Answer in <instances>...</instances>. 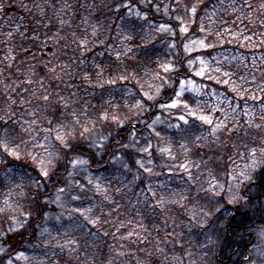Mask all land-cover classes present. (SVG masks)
<instances>
[{"label": "trees", "instance_id": "trees-1", "mask_svg": "<svg viewBox=\"0 0 264 264\" xmlns=\"http://www.w3.org/2000/svg\"><path fill=\"white\" fill-rule=\"evenodd\" d=\"M3 2L14 11L0 27V53L8 55L0 62V116L7 120L0 134L15 137L22 159L0 164V264H264L256 251L264 168L230 190L235 162H249L250 150L261 155L264 127L243 122L207 137L197 118L176 130L156 121L170 117L165 105L176 97L177 80L193 78L238 100L233 83L264 84V70L244 76L239 60L225 63L230 76L223 78H199L191 67L199 56L264 55V0ZM191 40L204 47L189 53ZM169 63L176 72H163ZM254 91H243L244 100ZM183 102L195 101L185 94ZM29 119L46 129L45 162L49 152L61 157L52 159L48 179L31 159L41 158ZM84 127L90 131L80 137ZM73 128L72 142L87 160L76 169L63 155L75 153L58 152L56 140L57 130ZM234 193L240 199L229 203Z\"/></svg>", "mask_w": 264, "mask_h": 264}, {"label": "rangeland", "instance_id": "rangeland-1", "mask_svg": "<svg viewBox=\"0 0 264 264\" xmlns=\"http://www.w3.org/2000/svg\"><path fill=\"white\" fill-rule=\"evenodd\" d=\"M5 38H8L4 36ZM123 41H120V44L117 46L118 49L123 48ZM195 42V43H194ZM186 47L189 53H193L196 51H200L204 45L200 44V40H191L186 44ZM120 53H118L119 55ZM8 57L7 54L0 53V62L3 58ZM232 60H239L240 61V68L244 70V76L248 72V69H252L254 73L256 72H263L264 70V55L263 53H257L251 61H246L242 55L233 56L232 54L228 53H220L213 57H206V56H199L195 58L192 63L191 67L196 76L199 78L209 77H219L223 78L225 76H230L227 74L226 70L223 68L225 63H228ZM200 61H204L203 64ZM219 69V71H217ZM204 71V75H197V72ZM245 77L241 75V81H244ZM254 86H242L241 93L243 94V89H253L255 90L254 96L258 99L253 101L251 99L246 100H238L235 99L234 96L227 95L217 89L215 87H207L206 85L196 81L193 78H188L183 80L180 83L179 90L183 91L182 96H176L174 100H176L180 106L176 108L172 107H165L168 110L170 117H162L158 116L156 118L157 126H166L168 128L177 129L182 122L188 121L189 118H196L201 115L207 116L211 121L212 124H205L199 119H197L200 123L202 128L205 129V135L208 136H216V134L225 131V129L217 130L218 125H226L227 129H234L236 125L240 123L249 124L250 119L254 121L253 125L261 124L264 125V121L260 120V116L264 115L262 113L261 108L264 106V98L262 97L264 92L259 90L260 87H264L262 82H259L258 78H254ZM183 85V88H182ZM185 94H190L194 99V105L185 108L183 105V97ZM193 113L194 115L190 114ZM245 113H249L246 115ZM183 117V119H181ZM27 125L31 127V131L35 132L34 139L36 141V151L38 156L41 159H45L48 154V145L45 140L46 129L38 125H35V121L33 119H29L27 121ZM263 128V127H262ZM228 131V130H226ZM43 133V134H42ZM42 134V135H40ZM37 138V139H36ZM38 145H44L45 148L39 147ZM257 157L259 156L256 152ZM250 157L249 162L245 159L246 157H241L235 162V170L231 177V186L230 190H236L240 184L246 178L241 175V173H251V169L249 166L253 162V157L251 153L248 155ZM247 156V157H248ZM150 166V163H147ZM184 165V164H183ZM147 166V165H146ZM160 181V180H159ZM157 181V182H159ZM162 185V182L160 183ZM260 245L257 247V256H264V232L260 236ZM21 256H18L20 259Z\"/></svg>", "mask_w": 264, "mask_h": 264}, {"label": "snow or ice", "instance_id": "snow-or-ice-1", "mask_svg": "<svg viewBox=\"0 0 264 264\" xmlns=\"http://www.w3.org/2000/svg\"><path fill=\"white\" fill-rule=\"evenodd\" d=\"M124 7H127V5H123ZM190 12L195 15L197 12V5L196 4H192L189 7ZM162 30L167 31L166 28H163L162 26ZM187 29L186 28H181V32H186ZM201 31H203V29H201ZM195 43V42H194ZM200 44L203 46L204 45V41L201 40ZM201 64L204 63V61H200ZM163 72L166 74H171L176 72L177 70L175 69V67L172 64H165L162 66ZM217 71H219V69H217ZM197 75H204V71L201 72H197ZM120 79H127V77H118ZM158 79H163V77L158 76ZM169 78H171V76H169ZM109 84L114 83V80H110L108 81ZM177 83H181L179 80H177ZM225 84L228 83V81H224ZM183 88V85H182ZM233 92L237 93L240 96V99L244 100L245 97L244 95L241 93V86H237L233 83L232 89ZM259 90L261 92H264V87H260ZM160 89L157 88V92H159ZM244 92H247L248 89H243ZM175 96H182L183 95V91L180 92H174ZM155 99L154 96L151 95H147V100H153ZM247 99H251L253 101L257 100L258 98L254 95H250L247 97ZM44 100L47 101L48 97L45 96ZM166 107H172V108H176L179 107L180 104L176 101L173 100L171 104L165 105ZM185 108L188 107V105L185 103L183 105ZM137 108H142V105H140L139 103H137L136 105ZM262 113H264V106H262L261 108ZM192 115H194L193 113H190ZM246 115H249V113H245ZM5 115H7V113H5ZM197 119H199L200 121H202L205 124H212V121L205 115H201L199 117H196ZM9 119H11V117H9ZM103 119L107 120L108 116L105 115L103 117ZM113 120H116V117H112ZM181 119H183V117H181ZM0 120H3L4 124H7V120H4V118L2 116H0ZM260 120L264 121V115L260 116ZM78 122V121H77ZM51 123V121L49 122ZM185 123H187V121H185ZM254 121L250 119L249 121V126L251 127L253 125ZM62 127H66L64 125H62ZM256 128H262L264 127V125L261 124H255ZM221 129H225L228 130L229 132L234 131L233 129H227L226 125H218L217 126V130H221ZM25 131H27V129H25ZM90 131L89 128L84 127L83 131L79 132V136L80 137H84L85 133H88ZM74 132H75V128H73L71 131H66L63 134H61L58 130H57V135H56V140L59 142V148L57 149L58 152L62 151V150H70L72 153H75V155H71L68 156V152L64 151L63 155L68 157L67 159V163L69 165H71V167L73 169L78 168L81 165H85L87 164V160L83 159L79 153L77 152V148L78 145L74 144L72 141H74L76 139V136H74ZM157 135H159V133H157ZM39 147L45 148L44 145H38ZM45 150H47L45 148ZM145 151H147V149H145ZM163 151H170L169 149H163ZM251 151V155L253 157V162L252 164L249 166V168L252 171H255L256 168L259 166L261 168H264V147H262L260 149V153L261 155L259 157H257L256 151L255 150H250ZM29 156H31V154H28ZM49 156L52 157V159H56L59 160L61 159L60 156L58 155H54L53 153L49 152ZM12 158L14 160H21L22 159V150L20 148V145L18 143H16V139L15 137L11 136L10 133L7 132V130H5V132L3 134H0V164L5 163L7 161V158ZM31 159L33 160V162L38 164L39 167V175L40 177H43L44 179H48L50 177V173L52 171V168L49 167V165L52 164V159H48L47 162H45L44 159H38L35 156H31ZM187 170V169H185ZM242 176H244L246 179H251V175L249 173H241ZM31 179V177H30ZM35 184L37 187L40 186V180L36 179ZM89 183H91V181H89ZM19 186V185H18ZM61 192L64 191L63 188L60 189ZM77 197H73V199H76ZM240 199V196L238 194H233L231 200H229V203H232L233 201H238ZM5 203H7V201H5ZM89 211H91V209H89ZM217 211H219V209H217ZM83 215V213H81ZM209 213L205 212L204 216H208ZM85 219H87V217H85ZM193 220L196 219L195 216H193L192 218ZM199 227L203 228L204 224L203 223H199Z\"/></svg>", "mask_w": 264, "mask_h": 264}, {"label": "flooded vegetation", "instance_id": "flooded-vegetation-1", "mask_svg": "<svg viewBox=\"0 0 264 264\" xmlns=\"http://www.w3.org/2000/svg\"><path fill=\"white\" fill-rule=\"evenodd\" d=\"M13 6L10 5L7 2H3V0H0V27L2 25L3 19L8 18L13 13ZM3 39V35L0 29V41Z\"/></svg>", "mask_w": 264, "mask_h": 264}, {"label": "water", "instance_id": "water-1", "mask_svg": "<svg viewBox=\"0 0 264 264\" xmlns=\"http://www.w3.org/2000/svg\"><path fill=\"white\" fill-rule=\"evenodd\" d=\"M48 51H51V49L49 48Z\"/></svg>", "mask_w": 264, "mask_h": 264}]
</instances>
